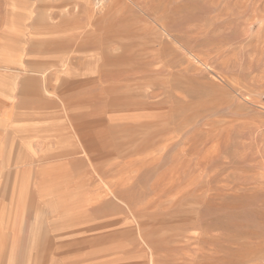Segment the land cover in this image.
I'll list each match as a JSON object with an SVG mask.
<instances>
[{
  "label": "rangeland",
  "instance_id": "1",
  "mask_svg": "<svg viewBox=\"0 0 264 264\" xmlns=\"http://www.w3.org/2000/svg\"><path fill=\"white\" fill-rule=\"evenodd\" d=\"M137 86L120 144L113 130L86 144L109 96ZM151 127L178 139L101 157ZM66 185L65 207L61 193L44 194ZM197 262L264 264V0H0V264Z\"/></svg>",
  "mask_w": 264,
  "mask_h": 264
},
{
  "label": "bare ground",
  "instance_id": "2",
  "mask_svg": "<svg viewBox=\"0 0 264 264\" xmlns=\"http://www.w3.org/2000/svg\"><path fill=\"white\" fill-rule=\"evenodd\" d=\"M73 1V0H72ZM127 1V0H126ZM160 1V0H159ZM118 2V1H117ZM102 3V2H101ZM125 3V2H124ZM68 5V4H67ZM77 5V4H76ZM129 7V6H128ZM149 9V8H148ZM52 10H54V9H52ZM77 11H78V9H76ZM111 10V9H110ZM58 12V11H57ZM106 12V11H105ZM108 12V11H107ZM116 12V11H115ZM86 13V12H85ZM135 13V12H134ZM89 14V13H88ZM92 14V13H91ZM109 14V13H108ZM111 14V13H110ZM55 16V15H54ZM86 16V15H85ZM89 16V15H88ZM93 16H94V13H93ZM67 17V16H66ZM126 17V16H125ZM104 18V17H103ZM120 18V17H119ZM90 19V18H89ZM157 23V22H156ZM161 24V23H160ZM92 25V24H91ZM102 26V25H101ZM88 27H90V26H88ZM152 28V27H151ZM154 28V27H153ZM94 31V30H93ZM120 31V30H119ZM144 32V31H143ZM107 34V33H106ZM167 34V33H166ZM103 38V37H102ZM113 38V37H112ZM115 39V38H114ZM79 41V40H78ZM99 41V40H98ZM179 41V40H178ZM41 45V44H40ZM44 46V45H43ZM52 47V46H51ZM157 48V47H156ZM110 49V48H109ZM162 49V48H161ZM138 50V49H137ZM189 53V52H188ZM170 54V53H169ZM172 54V53H171ZM194 54V53H193ZM72 55V54H71ZM106 55V54H105ZM110 55V54H109ZM118 56H120V55H118ZM171 56V55H170ZM123 57V56H122ZM127 57V56H126ZM70 59V58H69ZM106 59V58H105ZM115 59V58H114ZM110 60V59H109ZM170 60V59H169ZM103 61V60H102ZM105 62V61H104ZM104 62H103V66H104ZM126 62V61H125ZM125 62H123V64L125 63ZM100 63V62H99ZM102 63V62H101ZM109 63V62H108ZM111 63V62H110ZM109 63V64H110ZM122 63V62H121ZM79 64V63H78ZM114 64V63H113ZM126 64V63H125ZM164 64V63H163ZM99 65V64H98ZM115 65V64H114ZM127 65V64H126ZM120 66V65H119ZM129 66H131V65H129ZM107 67V66H106ZM114 67V66H113ZM121 67V66H120ZM125 66H123V68H124ZM132 67V66H131ZM116 68V67H115ZM122 68V69H123ZM104 69V68H103ZM107 69V68H106ZM112 69H114V68H112ZM115 70H117V68L115 69ZM54 71V70H53ZM154 71V70H153ZM157 71V70H156ZM126 72V71H125ZM134 72V71H133ZM133 72H130V74L131 73H133ZM168 72V71H167ZM101 73V72H100ZM120 73V72H119ZM119 73H118V75H119ZM123 73V72H122ZM135 73V72H134ZM133 73V74H134ZM42 74V73H41ZM114 75H115V73H113ZM125 75H129V77L131 78V76H130V74L127 72V73H124ZM132 74V75H133ZM137 74V73H136ZM55 75V74H54ZM100 75V74H99ZM101 75H104V74H101ZM100 75V76H101ZM109 75H111V73H109ZM121 75V74H120ZM135 75V74H134ZM104 76H106V75H104ZM122 76V75H121ZM169 76V75H168ZM174 76V75H173ZM51 77V76H50ZM108 77V76H107ZM111 77V76H110ZM116 77H117V75H116ZM115 77V78H116ZM120 77V76H119ZM123 77V76H122ZM121 77V78H122ZM127 77V76H126ZM98 78H101V77H98ZM103 78V77H102ZM105 78V77H104ZM124 78V77H123ZM172 78V77H171ZM108 79H109V77H108ZM114 78H112V80H113ZM170 79V78H169ZM168 79V80H169ZM99 80V79H98ZM101 80V79H100ZM103 80V79H102ZM101 80V81H102ZM106 80V82L108 81L107 79H105ZM117 80V78L115 79V81ZM119 80H120V78H119ZM123 80V79H122ZM127 80H129L128 79V77H127ZM100 81V82H101ZM52 82V81H51ZM105 82V81H104ZM109 82V81H108ZM171 83V82H170ZM66 84V83H65ZM100 84V83H99ZM98 84V85H99ZM169 84V83H168ZM184 84V83H183ZM114 85V84H113ZM186 85V84H185ZM59 86V85H58ZM164 86V85H163ZM172 86H174V85H172ZM43 87H44V85H43ZM50 87V86H49ZM97 87V86H96ZM143 86H141V88H142ZM102 88V87H101ZM174 88V87H173ZM100 89V88H99ZM111 89H113V88H111ZM101 90V89H100ZM109 90V89H108ZM106 91V90H105ZM95 92V91H94ZM139 92H140V87L139 86H137V87H135V88H133V87H129L128 89H127V93H124V94H126L125 96L123 95V93H121V94H115V95H112L111 97L109 96V98L107 99V102H106V104H104V107L106 108V111L104 112V113H102V114H99V116H96V118L92 121V124H93V126H94V128L96 127V128H98V131L96 132H93V134L91 133V135L89 136V135H85L84 136V139H85V141H86V144H89V143H93V144H96L95 142L97 141V140H99V143H103L104 141H105V139L106 140H108V138H109V135H108V132L109 131H111V130H113V131H115L114 132V134L115 135H113V137H112V140H114V143H116V144H120V142L122 141L121 139H122V136L125 134V132L126 131H128V130H130L131 129V127H132V125H130L129 123H126L125 125H124V127L123 128H121V129H118V128H116V127H118L119 125H121V124H123V121H125L126 119H129L130 117H134V114L135 113H132L131 111H133L134 110V108L133 109H131L134 105L136 106L137 105V100H138V95H139ZM226 92V91H225ZM92 93V92H91ZM107 93V92H106ZM141 93V92H140ZM94 94V93H93ZM168 94V93H167ZM89 96H90V94H88ZM123 95V96H122ZM170 95V94H169ZM87 96V95H86ZM172 96V95H171ZM58 97V96H57ZM88 97V96H87ZM51 98V97H50ZM83 98V97H82ZM104 98V97H103ZM57 99V98H56ZM95 99V98H94ZM174 99V98H173ZM83 100V99H82ZM103 100V99H102ZM85 101V100H84ZM82 102V103H87V102ZM98 101V100H97ZM77 102H79V100H77ZM89 102V101H88ZM90 103V102H89ZM92 103V102H91ZM191 103V102H190ZM80 104V103H79ZM127 104V110H126V112L124 113V114H122V115H113V114H111V113H120V112H122V111H124L123 109H120V108H122V107H124L125 105ZM81 105V104H80ZM64 106V105H63ZM79 106V105H78ZM77 106V107H78ZM82 106V105H81ZM84 106V105H83ZM184 108H185V106H184ZM67 109V108H66ZM89 110H90V108H89ZM129 110V111H128ZM183 110V109H182ZM64 111V110H63ZM104 111V110H103ZM102 111V112H103ZM175 111V110H174ZM65 112V111H64ZM87 112V111H86ZM94 112V111H93ZM140 113V111H137V113ZM182 112V111H181ZM79 113V112H78ZM77 113V114H78ZM85 113V112H84ZM89 112H87V114H88ZM169 113V112H168ZM76 114V115H77ZM80 114H82V113H80ZM91 115V114H90ZM184 115V114H183ZM83 116V115H82ZM174 116V114L172 115V117ZM78 117V116H77ZM79 117H80V115H79ZM171 117V116H170ZM14 118V117H13ZM85 118V117H84ZM84 118H82V120L84 119ZM90 118V117H89ZM175 118V117H174ZM177 118V117H176ZM175 118V119H176ZM181 118V117H180ZM73 119V118H72ZM178 119V118H177ZM106 120L107 121H109V125L108 126H104L105 125V123H106ZM39 121H41V120H39ZM46 121H48V120H46ZM71 121H73V120H71ZM75 121V120H74ZM174 121V120H173ZM176 121V120H175ZM25 122V121H24ZM170 122H171V119H170ZM188 122V121H187ZM41 123H42V121H41ZM44 123V122H43ZM42 123V124H43ZM125 123V122H124ZM144 123V122H143ZM173 123H175V122H173ZM71 124V123H70ZM184 124V123H183ZM164 125V124H163ZM174 125V124H173ZM180 125V124H179ZM215 125V124H214ZM103 127V129H99L100 127ZM143 126V125H142ZM172 125H170L169 127H171ZM188 126V125H187ZM104 127H107V129L106 128H104ZM176 127H178L179 128V126H176ZM139 128H140V126H139ZM174 128V127H173ZM187 128V127H186ZM166 129V128H165ZM180 130V129H179ZM72 131V130H71ZM139 131V130H138ZM176 131V130H175ZM66 133H64V135H63V137H62V140L59 142V145L61 146V148H63V149H65V150H68L69 149V147H70V144H71V142L73 141V138H72V133L70 134V132H68V130H66L65 131ZM141 132V131H140ZM136 133H138V132H136ZM143 133V132H142ZM141 133V134H142ZM175 132H173L172 133V135L174 134ZM177 133V132H176ZM175 133V136L177 135ZM179 133V132H178ZM227 133V132H226ZM167 134H168V132L165 134L164 133V131H162L161 130V128H158V127H151V129H147L145 132H144V134L142 135V136H140V134H139V136L140 137H138L137 139H135V146L136 147H133V146H130L129 148H125V147H123V148H118L117 146H115V147H117V148H115V149H113V148H111V149H107V147L104 145L102 148H101V150H102V154H101V157L102 158H104L103 160H107L109 157H110V155H112L113 154V152H115V153H117V154H119V156H123L126 152H129L132 148L133 149H136V150H140L141 151V149L143 148V150H145L144 148H147V147H149L150 146V144L151 145H153V144H155L156 142H157V140H159V142H160V140H166V141H170L171 139H173L174 140V138H176L174 135V137H171V136H167ZM77 135V134H76ZM106 136H108L107 138H106ZM112 136V135H111ZM137 136V135H136ZM179 137H182V136H180V134H179ZM50 138V140L51 139H53L54 137H49ZM176 139H178V138H176ZM181 139V138H180ZM54 140V139H53ZM131 140H132V138H131ZM196 140V139H195ZM124 141H126L127 142V140H124ZM162 141V142H163ZM183 141V140H182ZM108 143H109V140H108ZM125 143V142H124ZM161 143V142H160ZM167 143V142H166ZM169 143V142H168ZM170 144V143H169ZM172 144V143H171ZM170 144V145H171ZM173 145V144H172ZM89 146H90V144H89ZM138 147H140V149H137ZM78 148V147H77ZM76 148V149H77ZM165 148H167L166 146L164 147V150H165ZM149 149V148H148ZM152 149V148H151ZM151 149H149V150H151ZM156 149V148H155ZM182 149V148H181ZM74 150V149H73ZM78 150H79V148H78ZM97 150V149H96ZM95 150V151H96ZM142 150V151H143ZM148 150V151H149ZM152 150H154V148L152 149ZM158 150H160V149H158ZM164 150H162V152L164 151ZM71 151V150H70ZM76 151V150H75ZM74 151V152H75ZM81 151V150H80ZM79 151V152H80ZM89 151V150H88ZM137 151V152H138ZM190 151V150H189ZM145 152V151H144ZM143 152V154H145ZM152 152V151H151ZM151 152H149V153H147V161L149 160L148 158H149V155H150V153ZM162 152L160 153L161 155H162ZM92 153V152H91ZM159 153H157V150H156V154H158L159 155ZM4 154V153H3ZM86 154V153H85ZM95 154V153H94ZM139 154V153H138ZM137 154V155H138ZM149 154V155H148ZM155 154V153H154ZM158 155H154L155 157L156 156H158ZM116 156H118V155H116ZM131 156V155H130ZM139 156H140V154H139ZM141 156H142V152H141ZM151 157H152V155H150ZM154 156L152 157V158H154ZM185 156V155H184ZM134 157V156H133ZM144 157V156H143ZM160 157V156H159ZM64 158V157H63ZM110 158H112V157H110ZM114 158H115V156H114ZM140 158V157H139ZM138 158V159H139ZM142 158V157H141ZM152 158H150V160L152 161L153 159ZM116 159H119L118 161H119V163H121L120 162V160H121V157L119 158V157H117ZM128 159V158H127ZM130 159V158H129ZM138 159H136L137 161H138ZM55 160V159H54ZM123 160V159H122ZM133 160V159H132ZM135 160V159H134ZM135 160V161H136ZM145 160V159H144ZM149 160V161H150ZM158 160V159H157ZM156 160V161H157ZM104 161V162H105ZM146 161V162H147ZM148 161V162H149ZM154 161H155V159H154ZM131 160H130V166H128V170H130L129 169V167H131ZM108 163H110V161L108 162ZM135 162H133V164H134ZM50 164V163H49ZM76 164V163H75ZM80 164V163H79ZM112 164V163H111ZM117 164V163H116ZM151 164V163H150ZM179 164V163H178ZM69 165V163H67V166ZM77 165V164H76ZM83 165V164H82ZM117 165H120V164H117ZM128 165V164H127ZM66 166V167H67ZM79 166V165H78ZM108 167H110L109 165H107ZM114 166H115V164H114ZM178 166V165H177ZM35 167V166H34ZM53 167V166H52ZM76 167V166H75ZM80 167V166H79ZM79 167H77V168H79ZM111 167H113V165H111ZM117 167H119V166H117ZM116 166H115V168H117ZM122 167H124V166H122ZM122 167H119L121 170H122ZM46 168V167H45ZM118 168V169H119ZM133 168V170H134V167H132ZM141 168V167H140ZM71 169V168H70ZM81 169H82V166H81ZM106 169V168H105ZM107 169H109V168H107ZM106 169V170H107ZM113 168H111L110 170H112ZM117 169V171H119ZM136 169V168H135ZM139 169V168H138ZM78 170H80V169H78ZM109 170V171H110ZM125 170H127V168L125 167ZM125 170H122L123 171V174H124V172H125ZM72 171V170H71ZM81 171H83V170H81ZM116 171V172H117ZM84 172V171H83ZM107 172H108V170H107ZM121 172V171H120ZM120 172H119V174H120ZM126 172H128V171H126ZM125 172V173H126ZM130 172V171H129ZM132 172V171H131ZM91 173V172H90ZM90 173H87V175L88 174H90ZM114 174L115 173V171L114 172H111L110 171V174L109 175H111L112 176V174ZM81 174V173H80ZM121 174H122V172H121ZM120 174V176L121 177H123V175H121ZM132 174V173H131ZM135 174V173H134ZM37 175V174H36ZM76 175V174H75ZM115 175V174H114ZM116 175H118V173L116 174ZM115 175V176H116ZM126 175H127V173H126ZM89 176V175H88ZM114 176V177H115ZM174 176V175H173ZM86 177V176H85ZM85 177L83 178V179H85ZM100 177V176H99ZM109 177V176H108ZM120 177V178H121ZM127 177V176H126ZM130 176H128V178H129ZM77 178V177H76ZM81 178V179H82ZM124 178V177H123ZM123 178H121V180H124ZM127 178V179H128ZM155 179V178H154ZM36 180V179H35ZM120 179H119V184H120V181H121ZM197 180V179H196ZM83 181V180H82ZM110 181H112V180H110ZM131 181V180H130ZM219 181V180H218ZM84 182V181H83ZM83 182H80V180H79V182L78 183H76L77 185H78V188L81 190V183H83ZM113 182V181H112ZM65 183V182H64ZM74 183V182H73ZM123 183H125V182H123ZM130 183V182H129ZM34 184V183H33ZM52 184H53V182H52ZM70 184V183H69ZM114 183H112V187L114 186L115 187V185H113ZM115 184H118V181H117V183H115ZM122 184V183H121ZM127 184V183H126ZM158 184V183H157ZM76 185V186H77ZM88 185V184H87ZM130 185V184H129ZM129 185H128V188H125V186L123 185V190H124V188L125 189H130L129 188ZM54 186V185H53ZM85 186V185H84ZM120 186V185H119ZM118 186V187H119ZM122 186V185H121ZM121 186H120V188H121ZM127 186V185H126ZM171 186V185H170ZM167 187V190H164L165 192L166 191H168V193L170 192L171 193V187ZM172 186L174 187V185L172 184ZM70 186L69 185H66V186H64V187H57V188H53V187H50V188H47V187H45V188H47L46 190L47 191H45V193L44 194H47L49 191L48 190H50V189H53V191H57L58 193H61V199L59 200L60 201V203L62 204V206L63 207H65L67 204L69 205V203H73V201H74V195H72V194H70L71 192V190H70V188H69ZM73 187V186H72ZM113 187V188H114ZM151 187V186H150ZM166 187H164V189H166ZM172 187V188H173ZM112 188V190H114ZM155 188V187H154ZM170 188V189H169ZM119 190V188H116L115 187V191L116 190ZM153 189V188H152ZM155 189H157V188H155ZM170 191H169V190ZM61 190V191H60ZM79 190V191H80ZM121 190V189H120ZM119 190V191H120ZM133 190V189H132ZM154 190V189H153ZM152 190V191H153ZM162 190V189H161ZM114 191V192H115ZM122 191V190H121ZM125 191V190H124ZM124 191H122V192H124ZM126 191H128V190H126ZM162 192V191H160V190H157V192L156 193H158V192H162L163 194L165 193V192ZM76 192V191H75ZM108 193H109V191H107ZM131 190H129L128 192H125V193H129L128 195H130L131 193ZM148 191H146V193H147ZM172 192H173V190H172ZM39 193H40V191H39ZM76 193H78V191L76 192ZM113 193V192H112ZM118 193V192H117ZM125 193H122V194H125ZM134 193H136V192H134ZM142 193V192H141ZM144 193V192H143ZM155 193V192H154ZM160 193H158V194H160ZM201 193V192H200ZM50 194H52V193H50ZM82 194V193H81ZM115 194V193H114ZM114 194H111V195H114ZM119 194H121L120 192H119ZM121 194V195H122ZM157 194V195H158ZM188 193H186V194H184V196H182V198H186L188 195H187ZM116 195L117 194H115L114 195V197H116ZM120 195V197L121 198H123L122 196ZM128 195H127V197L126 198H128ZM132 195V194H131ZM135 195V194H134ZM143 195V194H142ZM145 195V194H144ZM154 195V194H153ZM156 195V194H155ZM157 195L155 196L156 198H157ZM167 194L165 193L164 195H162V196H166ZM123 196H125V195H123ZM141 196V195H140ZM159 196V195H158ZM198 196H201V194H198ZM197 196V197H198ZM117 197H118V195H117ZM132 196H130L129 197V199H127V201H128V204H129V200L131 201V200H133L134 198V200L136 201L137 200V197L136 196H133L132 197V199H130ZM126 198H124V199H126ZM151 198H153V197H151ZM155 198V199H156ZM162 197H160V198H158V199H161ZM117 199V198H116ZM120 199V198H119ZM155 199H154V202H155ZM201 198H199V200H200ZM77 200H80L79 199V197H78V199ZM96 200V199H95ZM146 200V199H145ZM171 200V199H170ZM93 201V200H92ZM134 201V202H135ZM159 201V200H158ZM178 201V198L174 201V200H172L171 202H170V204H171V206L172 205H175V207H177L176 206V204L178 203L177 202ZM55 202V201H54ZM85 202V199L83 200V201H81V203H84ZM132 203H133V201H131ZM138 202V201H137ZM136 202V203H137ZM136 203H134V205L136 204ZM148 203H149V201H148ZM147 203V204H148ZM157 203V202H156ZM77 205H79V203L77 204ZM127 205V204H126ZM129 205H132V204H129ZM136 205H138V204H136ZM135 205V206H136ZM142 205V204H141ZM154 205V204H153ZM148 206H149V204H148ZM168 207H170V205H167ZM70 207V206H69ZM133 206H131L130 208H132ZM142 207V206H141ZM141 207H139V208H141ZM137 208V207H136ZM146 208V207H145ZM154 208V207H153ZM79 209V208H78ZM144 209V208H143ZM72 210V209H71ZM134 210H135V207H134ZM150 210V209H149ZM75 211V210H74ZM133 211V210H132ZM137 211H140L139 209L137 210ZM136 211V212H137ZM142 212V211H141ZM133 213H135L134 211H133ZM137 213H139V212H137ZM132 214V213H131ZM134 215H137V214H134ZM174 216V215H173ZM125 217V216H124ZM139 217V216H138ZM197 217V216H196ZM178 218V217H177ZM215 218V217H214ZM122 219V218H121ZM124 219V218H123ZM202 219V218H201ZM136 220H138V219H136V217H135V221ZM196 220V219H195ZM198 220L200 221V216H199V214H198ZM212 220V219H211ZM111 221V220H110ZM119 220H116L115 221V223H117ZM202 221V220H201ZM119 222H121V221H119ZM178 222V221H177ZM177 222H176V224H177ZM107 223H109V222H107ZM112 223H114V222H112ZM137 223V222H136ZM181 223H183L182 225H183V227L184 226H186V227H190L191 225H192V227H193V224H194V221L192 220V218H191V216H186V218L184 219H182V221H181ZM200 223V222H199ZM120 224V223H119ZM171 224V223H170ZM176 224H174V223H172L171 225L173 226V225H176ZM178 224H179V222H178ZM94 225V224H93ZM110 225V224H109ZM107 226H108V224H107ZM139 226V225H138ZM171 226V227H172ZM209 227V226H208ZM123 228V227H122ZM135 228H136V226H135ZM142 228V227H141ZM168 228V227H167ZM194 228V227H193ZM138 229V228H137ZM188 229H190V228H188ZM134 230H136V229H134ZM139 230V229H138ZM138 230H136V231H138ZM141 230H144V228L143 229H141ZM122 231H126V230H122ZM136 231H134V234H136L137 232ZM127 232V231H126ZM131 232H133V230H131ZM136 232V233H135ZM163 232V231H162ZM124 233V232H123ZM140 233V235L143 233H141V232H139ZM146 233V232H145ZM195 233H197V232H195ZM133 234V233H132ZM144 234V233H143ZM207 234V233H206ZM126 235V234H125ZM164 235V234H163ZM241 235V234H240ZM245 235V234H244ZM109 236V235H108ZM138 236V235H137ZM186 236H188V235H186ZM205 236V235H204ZM99 237V236H98ZM97 237V238H98ZM103 237V236H102ZM106 237V236H105ZM140 237H142V235L140 236ZM140 237L138 236V238L140 239ZM199 237V236H198ZM251 237V236H250ZM249 237V238H250ZM167 238V237H166ZM177 238V237H176ZM196 238V237H195ZM201 237H199V239H200ZM241 238H243V237H241ZM245 238V237H244ZM253 239L252 240H254L255 238H254V236L252 237ZM96 239V238H95ZM99 239H100V237H99ZM144 239V238H143ZM159 239H161V238H159ZM158 239V240H159ZM171 240H172V237L170 238ZM240 239V238H239ZM246 239H247V236H246ZM162 240H164L165 241V239H162ZM171 240H169V241H171ZM173 240H175L174 239V237H173ZM172 240V241H173ZM178 240V239H177ZM163 241V242H164ZM169 241H168V243H169ZM240 241V240H239ZM244 241V240H243ZM255 241V240H254ZM144 242V241H143ZM160 242V241H159ZM245 242V241H244ZM80 243V242H79ZM175 242H173L172 244H174ZM188 243V242H187ZM238 243V242H237ZM242 243V242H241ZM258 243V242H257ZM257 243H255L256 245H257V247L259 246ZM147 244V243H146ZM176 245L178 244V242H176L175 243ZM244 244H246V243H244ZM260 244V243H259ZM150 245V244H149ZM163 245H165V243L164 244H162V247H163ZM166 245H168L167 243H166ZM166 245H165V247H166ZM170 246H171V242H170V244H169ZM178 245H180V244H178ZM177 245V246H178ZM248 245V244H247ZM254 245V244H253ZM239 246H240V244H239ZM248 246H250L251 247V244L249 243V245ZM84 247V246H83ZM142 247V246H141ZM156 247V246H155ZM168 247V246H167ZM179 247V246H178ZM255 247L256 246H254V249H255ZM152 248H154V247H152ZM244 248V247H243ZM248 248V247H247ZM253 248V247H252ZM260 248V247H259ZM141 249V248H140ZM158 249V248H157ZM157 249H156V251H157ZM174 249V248H173ZM235 249H237V247L235 248ZM239 249V248H238ZM238 249H237V251H238ZM241 249H242V246H241ZM253 249V250H254ZM258 249V248H257ZM137 250V249H136ZM153 250V249H152ZM240 250V249H239ZM245 250H247L246 248H245ZM252 250V251H253ZM145 251V250H144ZM158 251H160V250H158ZM157 251V252H158ZM166 251V250H165ZM165 251H162V254L163 255H165ZM169 252H170V250H168ZM188 251V250H187ZM244 251V250H243ZM250 249H249V251H248V253L249 254H251L252 255V253H250ZM153 252V251H152ZM247 252V251H246ZM254 252V251H253ZM148 253V252H147ZM236 253H238V252H235V257H237V255H236ZM242 253V252H241ZM85 254V253H84ZM154 254V253H153ZM159 254V256L161 255L160 253H158ZM239 254V257H240V252L238 253ZM254 255H255V253H253ZM155 255V254H154ZM153 255V256H154ZM157 255V254H156ZM166 255H169V253L168 254H166ZM170 255H173V253L172 254H170ZM251 255L249 256V258H252L251 257ZM100 256V255H99ZM151 256V255H150ZM158 256V255H157ZM81 257V256H80ZM160 257H162V255L160 256ZM164 257V256H163ZM167 257V256H166ZM243 257V256H242ZM47 258V257H46ZM91 258V257H90ZM93 258V257H92ZM151 258V257H150ZM154 258V257H153ZM155 258H156V256H155ZM169 258V257H168ZM244 258V257H243ZM248 257H247V259H249ZM87 259V258H86ZM142 259V258H141ZM152 259V258H151ZM157 259V258H156ZM172 259V258H171ZM240 259H242V258H240ZM88 260V259H87ZM165 260V259H164ZM246 260V258H244V260L243 261H245ZM62 261H64V260H62ZM114 261V260H113ZM152 261V260H151ZM162 261V260H161ZM168 261V260H167ZM187 261V260H186ZM238 261L240 262V260H239V258H238ZM243 261H241V262H243ZM200 262V261H199ZM234 262V261H233ZM181 263V262H180ZM198 263V262H197ZM197 263H194V264H197ZM236 263V262H235ZM153 264V263H152ZM157 264V263H156ZM199 264V263H198ZM206 264V263H205Z\"/></svg>",
  "mask_w": 264,
  "mask_h": 264
}]
</instances>
